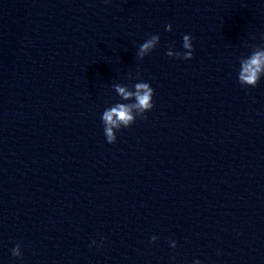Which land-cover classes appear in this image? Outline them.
<instances>
[{
  "label": "clouds",
  "instance_id": "9594fccd",
  "mask_svg": "<svg viewBox=\"0 0 264 264\" xmlns=\"http://www.w3.org/2000/svg\"><path fill=\"white\" fill-rule=\"evenodd\" d=\"M167 31H171V25L166 26ZM190 35L183 36V48L185 52H173L171 48L167 51L166 55L169 57L183 58L185 60L192 59L194 48ZM160 37L152 35L148 40L139 46L136 56L141 60L151 53L153 49L159 44ZM137 75H139L137 73ZM264 76V49L254 50L247 58L240 60V70L238 73V82L242 86L256 87L261 77ZM115 92L122 98V100L134 99V103H116L113 106L104 110L101 120L104 125V134L108 143L116 142V131L122 127H130L139 116L141 119H146L144 115L153 107L154 89L147 82H137L133 88L129 89L128 86L122 84H114ZM158 239L156 236L150 238V242H155ZM95 243V241H93ZM170 246L175 248L176 242L169 241ZM20 244H17L12 249L14 257H21ZM195 264H200V261H195Z\"/></svg>",
  "mask_w": 264,
  "mask_h": 264
}]
</instances>
